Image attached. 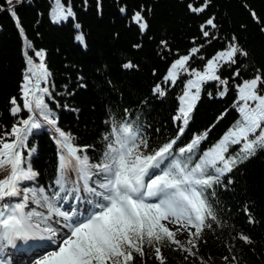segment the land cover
I'll list each match as a JSON object with an SVG mask.
<instances>
[{"label": "trees", "instance_id": "1", "mask_svg": "<svg viewBox=\"0 0 264 264\" xmlns=\"http://www.w3.org/2000/svg\"><path fill=\"white\" fill-rule=\"evenodd\" d=\"M59 4L64 9L71 7L74 15L58 20L57 0L19 4L13 0L23 36L10 12L0 11V136L29 115L23 109L22 94L24 78L30 74L25 51L36 65L41 61L35 53L43 52L49 75L40 87L50 92L45 102L58 127L71 133L73 145L87 146L92 163L104 151L103 137L111 122L125 119L136 122L150 149L175 139L184 127L174 145L176 154L195 136L207 132L193 155L195 162L238 119L237 85L257 74L264 79V0H59ZM205 4L202 12L189 9V5L200 8ZM0 6L9 7L5 0H0ZM137 12L147 28L141 29L134 20ZM210 18L215 27L206 24ZM203 31L210 35L203 36ZM78 35L83 36L82 42L76 39ZM231 44L247 55L238 54L235 63L219 61L216 75L220 79L202 83L188 125L174 120L187 81L193 78L191 70L203 71L208 60ZM192 48L198 52L192 54ZM185 55L191 57L188 71L179 72L175 83L166 81L172 63ZM128 63L133 67L125 68ZM157 86L164 95L155 90ZM259 91L264 94V84ZM12 98L21 107L15 115ZM55 136L46 125L29 135L21 149L24 166L38 175L34 181L22 182L21 188L44 187L49 197L58 190L54 184L59 156ZM239 147L231 146L229 154ZM67 188L62 195L72 194ZM206 194L217 220L208 221L212 228L204 230L192 249L194 256L175 246L162 247L165 264H264V149L222 176ZM33 207L37 206L30 203L29 208ZM241 235L251 242L241 240ZM182 243L191 247L188 239ZM146 251L142 264H159L154 249ZM135 264H141V259Z\"/></svg>", "mask_w": 264, "mask_h": 264}, {"label": "snow or ice", "instance_id": "2", "mask_svg": "<svg viewBox=\"0 0 264 264\" xmlns=\"http://www.w3.org/2000/svg\"><path fill=\"white\" fill-rule=\"evenodd\" d=\"M5 2L9 7L0 6V11L10 12L23 36L24 30L16 17L13 0ZM22 2L17 0V4ZM57 2L60 9L58 20L74 15L71 7L64 9L59 0ZM206 6L194 8L189 5V9L202 12ZM134 20L141 29L147 28L146 23H141L143 17L139 12ZM206 24L215 27L211 18ZM209 35L208 31H203V36ZM76 39L82 42L83 36L78 35ZM196 52L197 48L191 49L192 54ZM238 54L247 55L231 44L208 60L203 71L191 70L193 78L187 81L174 120L188 125L202 83L219 80L216 75L219 61L235 63ZM24 55L30 74L25 76L22 87L23 109L29 115L13 125L10 132L0 136V173L3 174L0 178V242H3L0 251L8 246L16 247L18 241L23 242L28 250H41L33 264H135L137 258L142 264L143 257L148 254L146 248L148 251L154 249V258L159 264H165L166 257L161 251L165 246H175V250L196 255L192 249L197 247L204 230L212 228L208 221L217 220L207 191L218 185L221 177L231 173L238 164L255 156L257 150L264 149V94L259 91L264 79L261 75L237 85L238 119L195 162L193 155L201 141L206 139L207 132L195 136L176 154L174 145L183 135L184 127L178 129L175 139L150 149L141 128L135 121L125 119L111 122L110 131L103 137L106 142L104 151L99 161L92 163L86 154L87 146L78 148L73 145L71 133L58 127L57 119L45 102V96H50V92L48 87H40V81L49 75L43 63V52L35 53L40 58L39 65L34 64L27 51ZM190 58L185 55L175 60L165 80L175 83L179 72L188 71L186 65ZM124 67L133 65L128 63ZM235 75L238 76L239 71ZM155 90L164 95L159 86ZM224 94L220 93L221 96ZM11 104L14 106L11 109L13 115L21 111L15 98ZM45 125L55 132L59 148L54 181L58 190L52 197L46 194L44 187L20 186L24 181H34L38 175L30 166H24L21 149L26 146L33 130ZM5 136L12 139L7 141ZM234 145L240 147L235 154H229L230 147ZM70 173L76 176L72 181L76 187L71 191L87 194L79 197L90 206L82 218L76 217L75 210L72 213L64 211L54 202L68 198L67 193L64 196L61 193L65 192ZM18 197V202H13V198ZM30 203L37 207L29 208ZM38 208L47 211H39ZM52 224L60 227L54 228ZM178 234H186L191 247L177 239ZM240 239L251 242L245 235ZM0 264H5L4 259H0Z\"/></svg>", "mask_w": 264, "mask_h": 264}, {"label": "rangeland", "instance_id": "3", "mask_svg": "<svg viewBox=\"0 0 264 264\" xmlns=\"http://www.w3.org/2000/svg\"><path fill=\"white\" fill-rule=\"evenodd\" d=\"M75 180H76L75 173H70L69 182L65 186L68 187L67 190H70V192L72 194L71 195L68 194V198L67 199L58 200L57 203L61 207L62 210L68 211L70 213H72L73 210H75V214H77V218H82L83 215H87L88 210H90V206L87 203L81 201L79 198L77 199L73 195V194H75V192H72L71 189L76 187V185L73 184L72 181H75ZM79 183H82V182H79ZM77 193L80 195V197L87 195L86 193H83L82 191L81 192H76V194ZM64 195L61 194V196H64ZM52 226L54 228L60 227V225H57V224H52ZM177 239H179L182 242H184V241H186V239H188V237H187L186 234H178L177 235ZM2 243L3 242H0V244H2ZM22 245H24L23 242H22ZM5 250H7V249L4 248L2 251H0V253L5 252ZM39 254H40V252L35 254V255L32 254L31 256H29L27 258L23 257L24 254H22V256H21L22 258H17L16 260H14L12 258V261L16 262L15 264H33L34 260L38 257ZM0 256H1V254H0ZM7 258H8L7 256L4 258L5 263H6ZM0 259H3V258L0 257ZM218 264H223V263L222 262H218Z\"/></svg>", "mask_w": 264, "mask_h": 264}, {"label": "bare ground", "instance_id": "4", "mask_svg": "<svg viewBox=\"0 0 264 264\" xmlns=\"http://www.w3.org/2000/svg\"><path fill=\"white\" fill-rule=\"evenodd\" d=\"M29 243H31V242H29ZM20 244H22V242L18 241L16 247H12V246L6 247V249L9 250L10 258L14 259V258L19 257V256L21 257L22 254H24L23 257L27 258V257L31 256L32 254L35 255V254H37V253H39L41 251L40 249L28 250V247H27L26 244H24L21 248H19ZM15 263L16 262H11V264H15Z\"/></svg>", "mask_w": 264, "mask_h": 264}]
</instances>
